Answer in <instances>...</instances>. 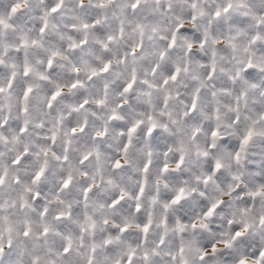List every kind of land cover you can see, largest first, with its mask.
Masks as SVG:
<instances>
[{"label": "clouds", "instance_id": "1", "mask_svg": "<svg viewBox=\"0 0 264 264\" xmlns=\"http://www.w3.org/2000/svg\"><path fill=\"white\" fill-rule=\"evenodd\" d=\"M0 264H264V0H0Z\"/></svg>", "mask_w": 264, "mask_h": 264}, {"label": "snow or ice", "instance_id": "2", "mask_svg": "<svg viewBox=\"0 0 264 264\" xmlns=\"http://www.w3.org/2000/svg\"><path fill=\"white\" fill-rule=\"evenodd\" d=\"M244 143H247V139H245Z\"/></svg>", "mask_w": 264, "mask_h": 264}]
</instances>
